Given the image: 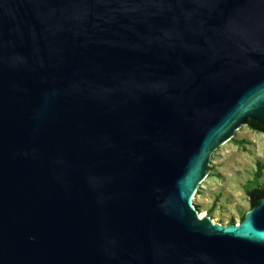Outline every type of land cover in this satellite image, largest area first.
Instances as JSON below:
<instances>
[{
    "label": "water",
    "instance_id": "95a60500",
    "mask_svg": "<svg viewBox=\"0 0 264 264\" xmlns=\"http://www.w3.org/2000/svg\"><path fill=\"white\" fill-rule=\"evenodd\" d=\"M249 120L264 0H0V264H264L192 203Z\"/></svg>",
    "mask_w": 264,
    "mask_h": 264
},
{
    "label": "rangeland",
    "instance_id": "374dc122",
    "mask_svg": "<svg viewBox=\"0 0 264 264\" xmlns=\"http://www.w3.org/2000/svg\"><path fill=\"white\" fill-rule=\"evenodd\" d=\"M192 203L221 224L238 223L250 209L248 190L264 188V133L242 124L212 153Z\"/></svg>",
    "mask_w": 264,
    "mask_h": 264
},
{
    "label": "trees",
    "instance_id": "16d2710c",
    "mask_svg": "<svg viewBox=\"0 0 264 264\" xmlns=\"http://www.w3.org/2000/svg\"><path fill=\"white\" fill-rule=\"evenodd\" d=\"M248 126L252 128L253 130L264 133V128L253 120L248 121ZM247 193L249 197L250 208L258 204L261 199H264V188L263 187H260V186L252 187L251 189L248 190Z\"/></svg>",
    "mask_w": 264,
    "mask_h": 264
},
{
    "label": "bare ground",
    "instance_id": "6f19581e",
    "mask_svg": "<svg viewBox=\"0 0 264 264\" xmlns=\"http://www.w3.org/2000/svg\"><path fill=\"white\" fill-rule=\"evenodd\" d=\"M200 216H202V213H199Z\"/></svg>",
    "mask_w": 264,
    "mask_h": 264
}]
</instances>
